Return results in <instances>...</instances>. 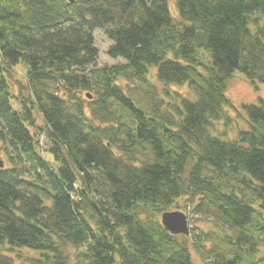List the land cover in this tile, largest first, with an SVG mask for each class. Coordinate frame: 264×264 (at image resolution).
<instances>
[{
  "label": "trees",
  "instance_id": "trees-1",
  "mask_svg": "<svg viewBox=\"0 0 264 264\" xmlns=\"http://www.w3.org/2000/svg\"><path fill=\"white\" fill-rule=\"evenodd\" d=\"M174 6L0 0V264H264V99L213 133L264 84V0ZM179 200L220 233H169Z\"/></svg>",
  "mask_w": 264,
  "mask_h": 264
},
{
  "label": "rangeland",
  "instance_id": "rangeland-1",
  "mask_svg": "<svg viewBox=\"0 0 264 264\" xmlns=\"http://www.w3.org/2000/svg\"><path fill=\"white\" fill-rule=\"evenodd\" d=\"M168 4L170 10L172 11L171 14L175 16L176 15V9L174 6L175 0H168ZM94 40H95V46L98 48L99 51V55L96 63L97 66H105V65H111L118 62H122L121 59H113L107 54V50L108 47L111 45V42L101 30H97L94 33ZM16 72H17V77L22 78L24 74L23 67L18 66L16 68ZM171 88L179 90L181 92H184L187 89L185 86L183 87L172 86ZM226 95L234 106V109L228 108L227 110L229 115L235 118V122H230L228 123V125H223L222 123L216 124L215 131L213 133L214 134L225 133L226 134L225 136L227 138L234 139L236 137L237 128H244L245 126L244 124L245 113H243L244 111L241 105L247 103H257L259 98L264 99V84L258 85V90H254L248 85L244 76L241 73L235 72L228 81ZM15 108L18 109L20 107L19 105L15 104ZM42 147L45 158L48 161H51V155L47 151L48 144L46 143V141H44ZM1 161H2V155L0 152V162ZM178 204H179L178 211L185 213V215L190 219L191 223H188L189 228H191L189 230V234L191 233L199 234L200 231H204V232L213 231L215 233H220L219 227L214 226L213 222L211 221L212 219L210 217L201 216L200 218L196 219L195 217L191 216V214H194L191 211L192 208L190 206L186 208V203L184 204L183 200H179ZM192 226L194 227L193 231H192ZM261 244L264 245V237L261 241ZM260 251H261L260 254H264V247L262 248L260 247ZM26 253L32 257L38 256L37 253H34L32 251H27ZM193 260L195 264H203L199 255L196 252H194L193 254Z\"/></svg>",
  "mask_w": 264,
  "mask_h": 264
},
{
  "label": "water",
  "instance_id": "water-1",
  "mask_svg": "<svg viewBox=\"0 0 264 264\" xmlns=\"http://www.w3.org/2000/svg\"><path fill=\"white\" fill-rule=\"evenodd\" d=\"M161 225L173 235L186 236L189 234L186 217L181 212L164 213L161 216Z\"/></svg>",
  "mask_w": 264,
  "mask_h": 264
}]
</instances>
